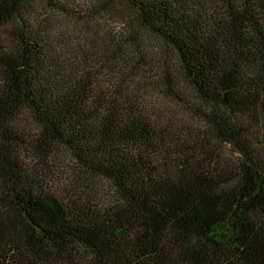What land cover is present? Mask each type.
<instances>
[{"label": "trees", "instance_id": "16d2710c", "mask_svg": "<svg viewBox=\"0 0 264 264\" xmlns=\"http://www.w3.org/2000/svg\"><path fill=\"white\" fill-rule=\"evenodd\" d=\"M0 264H264V0H0Z\"/></svg>", "mask_w": 264, "mask_h": 264}, {"label": "rangeland", "instance_id": "374dc122", "mask_svg": "<svg viewBox=\"0 0 264 264\" xmlns=\"http://www.w3.org/2000/svg\"><path fill=\"white\" fill-rule=\"evenodd\" d=\"M106 20L108 19L107 17L105 18ZM114 20H112L110 22V25L114 24L116 25L117 23L113 22ZM113 26V25H112ZM145 45L148 47V50L151 52L153 58L158 57V55L160 56L164 51H165V47L159 42L157 41L155 38L153 37H146L145 40ZM170 53V52H169ZM173 57V55H172ZM174 58V57H173ZM172 58V60H173ZM151 75L149 77V79H151V86L157 85L158 84V80L159 77H157L156 75H159V71L157 68L151 69ZM161 75V74H160ZM148 99L151 100L152 103L156 104L159 108H162L163 111H176L178 110V105L175 104L174 102L167 100V99H163L160 95H158L155 92H149L148 94ZM180 111L178 110L177 113H179ZM225 154L228 155V152L225 151Z\"/></svg>", "mask_w": 264, "mask_h": 264}]
</instances>
